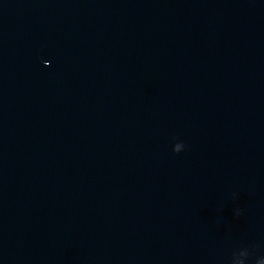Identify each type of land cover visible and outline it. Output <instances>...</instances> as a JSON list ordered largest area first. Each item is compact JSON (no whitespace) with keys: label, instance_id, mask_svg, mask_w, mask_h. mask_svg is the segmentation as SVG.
Instances as JSON below:
<instances>
[{"label":"water","instance_id":"1","mask_svg":"<svg viewBox=\"0 0 264 264\" xmlns=\"http://www.w3.org/2000/svg\"><path fill=\"white\" fill-rule=\"evenodd\" d=\"M0 97L118 264H264V0H0Z\"/></svg>","mask_w":264,"mask_h":264}]
</instances>
